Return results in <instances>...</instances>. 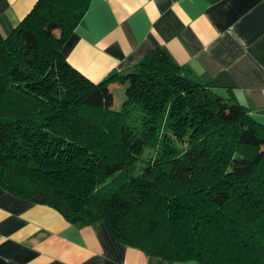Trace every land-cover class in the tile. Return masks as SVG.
Segmentation results:
<instances>
[{
    "label": "trees",
    "instance_id": "trees-1",
    "mask_svg": "<svg viewBox=\"0 0 264 264\" xmlns=\"http://www.w3.org/2000/svg\"><path fill=\"white\" fill-rule=\"evenodd\" d=\"M89 4L38 0L0 30V185L149 255L264 264V126L164 48L83 75L62 49Z\"/></svg>",
    "mask_w": 264,
    "mask_h": 264
},
{
    "label": "crops",
    "instance_id": "crops-1",
    "mask_svg": "<svg viewBox=\"0 0 264 264\" xmlns=\"http://www.w3.org/2000/svg\"><path fill=\"white\" fill-rule=\"evenodd\" d=\"M37 1L0 0V30L11 32ZM156 48L264 126V0H90L62 52L97 83L129 71ZM0 264L199 262L149 255L116 238L104 220L73 223L0 185Z\"/></svg>",
    "mask_w": 264,
    "mask_h": 264
},
{
    "label": "rangeland",
    "instance_id": "rangeland-1",
    "mask_svg": "<svg viewBox=\"0 0 264 264\" xmlns=\"http://www.w3.org/2000/svg\"><path fill=\"white\" fill-rule=\"evenodd\" d=\"M112 88H113V91L116 95L115 108L119 109L122 107V103L124 101L123 99L125 98V96H124V98H122V96L124 95V87L119 83V84H116L115 86H113Z\"/></svg>",
    "mask_w": 264,
    "mask_h": 264
}]
</instances>
